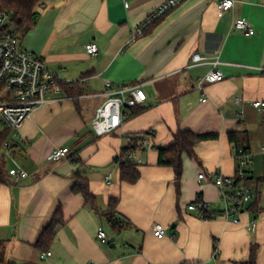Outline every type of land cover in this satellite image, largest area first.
<instances>
[{
  "label": "crops",
  "instance_id": "1",
  "mask_svg": "<svg viewBox=\"0 0 264 264\" xmlns=\"http://www.w3.org/2000/svg\"><path fill=\"white\" fill-rule=\"evenodd\" d=\"M165 1L45 0V8L37 9V25L24 47L82 95L62 91L66 100L37 109L19 131L7 171L16 165L28 178L7 175L0 184V264H243L253 247L256 264H264V107H253L264 104V0H235L221 17L220 0H184L133 39ZM239 19L256 34L236 31ZM90 43L99 48L95 56L85 50ZM197 53L208 61L193 66ZM214 62L226 78L202 92L197 83ZM106 81L115 87L142 83L147 100L125 111L116 133L98 137L92 121L106 100ZM136 109L140 113L132 115ZM180 131L218 137L196 145L198 161L184 155L178 193L173 169L158 162L159 149L172 146ZM149 133L152 149L142 145ZM61 148L70 149V158L49 161ZM235 148L252 155L247 183L256 199L245 203L237 225L222 217L203 220L188 207L200 198L213 212L224 211L212 177L235 176ZM126 149L142 161L134 184L121 180L116 162ZM76 174L88 180L97 212L74 194ZM202 174L206 180L199 179ZM114 200L121 230L104 217ZM59 210L64 224L43 252L38 241ZM154 224L167 236L155 237ZM100 228L106 243L98 238ZM48 252L52 255L41 260Z\"/></svg>",
  "mask_w": 264,
  "mask_h": 264
},
{
  "label": "built area",
  "instance_id": "2",
  "mask_svg": "<svg viewBox=\"0 0 264 264\" xmlns=\"http://www.w3.org/2000/svg\"><path fill=\"white\" fill-rule=\"evenodd\" d=\"M184 0H166L162 3L144 24L138 27L133 39L143 36L147 29L160 21L165 15L178 7ZM235 0H220L218 3V15L221 17L230 12L235 7ZM128 7V4H126ZM41 9L45 5L40 6ZM236 31L244 33L246 36H254L255 30L250 23L244 19L235 22ZM88 55H97L99 48L96 44L90 43L85 46ZM208 59L195 54L192 57V65L204 64ZM214 68L203 78L199 79L197 87L202 92L207 86L220 83L226 76L218 69V62L213 63ZM65 82L59 75L52 72L46 62L26 49L23 45L21 34L13 22L12 15L8 12H0V135L5 130L10 131L9 139L4 143L2 151L5 157L12 158L13 145L20 140L19 131L24 123L39 108L49 106L66 100L60 97L62 85ZM144 84L138 83L132 86L115 87L113 83L106 81V100L97 108L92 121V130L98 137L112 135L121 127L125 118L127 109H135L144 105L146 94L143 89ZM202 102H206L204 95ZM236 104H241V99L235 100ZM253 107L261 109L264 104L254 102ZM153 133L146 134L142 138V145L146 149H152L151 139ZM264 150V149H263ZM69 148L55 149L52 151L48 160L51 162H61L70 158ZM128 160L136 165L142 163L133 152L128 153ZM234 160L236 164V173L234 177H223L214 175L213 183L220 189L224 203V211L220 214L212 211L210 203L198 198L196 202L189 205L191 212L198 213L203 220L222 217L229 220L232 224H239L237 215L245 209V203L248 200L256 199V193L248 186V172L252 164V155L243 148L234 149ZM8 176L13 180L27 179L28 174L18 166L9 169ZM112 174L107 176L108 184L111 182ZM204 174L199 176L200 180H206ZM224 189H227L226 191ZM254 222L250 231H255ZM153 233L155 237L163 238L167 236V230L160 224H154ZM98 238L101 242L108 241L106 232L98 229ZM218 251H215L217 255ZM52 253H45L41 260L50 257Z\"/></svg>",
  "mask_w": 264,
  "mask_h": 264
},
{
  "label": "trees",
  "instance_id": "3",
  "mask_svg": "<svg viewBox=\"0 0 264 264\" xmlns=\"http://www.w3.org/2000/svg\"><path fill=\"white\" fill-rule=\"evenodd\" d=\"M45 0H0V12H8L12 15V19L16 27L18 28L21 38L24 39L37 25L40 14L37 9L44 3ZM159 22V21H158ZM157 22V23H158ZM156 23V24H157ZM154 24V25H156ZM153 25V26H154ZM152 27V26H151ZM62 85V91L68 97H79L82 95L79 87L71 88L69 85ZM140 113L139 109L133 110L132 115ZM10 131L5 130L0 135V184H3L7 180V161L2 151L4 143L9 139ZM215 134L197 135L191 131H180L175 137V142L172 146L166 149H159V165L162 167L172 168L175 174V186L178 193H180V184L183 175V157L184 155L198 161L195 147L198 143L204 141H213L217 139ZM236 137L235 134L230 135V139L233 141ZM15 148V145L12 147ZM130 149L124 150L121 157L116 159L119 164L121 172V180L128 184H134L138 181L140 173L137 169V165L128 160V153ZM74 194L81 195L88 205L94 211H98L96 205V198L90 192L89 182L80 174L75 176V185L73 188ZM116 206L117 201H111L109 204V210L104 214L108 222L117 230L124 228L122 222L116 218ZM64 224V218L62 212L59 210L56 212L51 224L44 229L37 244V248L43 252H47L51 243L56 235V229L58 226ZM257 261V248L253 247L250 254V260L243 264H256Z\"/></svg>",
  "mask_w": 264,
  "mask_h": 264
},
{
  "label": "rangeland",
  "instance_id": "4",
  "mask_svg": "<svg viewBox=\"0 0 264 264\" xmlns=\"http://www.w3.org/2000/svg\"><path fill=\"white\" fill-rule=\"evenodd\" d=\"M6 161H7V167H12L13 166V160L12 159L7 157Z\"/></svg>",
  "mask_w": 264,
  "mask_h": 264
}]
</instances>
